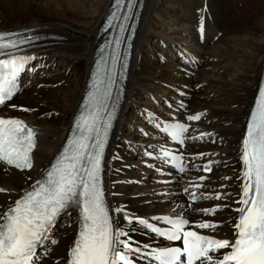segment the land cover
Listing matches in <instances>:
<instances>
[{"label":"bare ground","instance_id":"1","mask_svg":"<svg viewBox=\"0 0 264 264\" xmlns=\"http://www.w3.org/2000/svg\"><path fill=\"white\" fill-rule=\"evenodd\" d=\"M110 3L0 0V30L34 27L32 33L63 37L46 40L52 43L27 54L35 59L25 65L22 90L11 102L16 107L0 106L1 114L21 118L37 130L29 171L17 172L0 163V189L5 190L0 191V213L46 172L68 140L100 40L96 38L98 27ZM56 65L63 70L60 77L53 75ZM263 68L264 0L144 1L125 94L102 171L112 224L128 228L132 247L139 249L132 254L134 264H145V253L163 244L142 224L128 223L125 214L147 221L183 214L216 224L210 230L217 239L233 242L236 238L234 224L240 213L235 208L241 205L234 200L243 183L242 143ZM42 83L44 87L38 88ZM26 96L35 101L32 107L20 104ZM195 114H201V119L191 121L183 148L187 170L168 176L156 151L163 139L156 124L187 120ZM201 134V139H194ZM211 138L216 140L214 145L206 142ZM208 162L213 170L206 175L198 165ZM192 193L197 199L190 204ZM117 208L125 212H116ZM79 224L75 209L60 215L38 249L37 264H53V260L64 264ZM65 240L69 241L64 252Z\"/></svg>","mask_w":264,"mask_h":264},{"label":"snow or ice","instance_id":"2","mask_svg":"<svg viewBox=\"0 0 264 264\" xmlns=\"http://www.w3.org/2000/svg\"><path fill=\"white\" fill-rule=\"evenodd\" d=\"M112 7L115 10L108 21L109 27L113 26V20H120L119 31L123 32L126 28L123 21L131 18L133 0H113ZM121 9L124 10L123 16ZM122 39L117 36L116 45ZM31 40L32 37L21 36L19 33H0V57H8L0 58V105L12 99L17 90L19 74L24 71L26 64L35 59L30 55L17 56L11 50ZM116 58L115 55L112 57L113 60ZM100 63H103V59ZM90 87L96 91H90L86 97L88 103L85 107L89 112L87 115L80 114L73 129L75 135L68 139L64 151L46 173V177L38 180L31 191L25 192L5 212L0 213V264H37L38 248L48 239L56 218L67 212L73 204L81 210V228L70 250L68 264H134L132 254L139 249L133 248L129 239H121L127 233L120 228H113L110 209L105 204L101 187V162L112 113L103 114L107 105L99 94V85L93 84ZM104 95H111L109 88H105ZM200 119L201 114L187 117L189 121ZM157 127L160 125L157 124ZM162 131L183 145L188 126L183 123L168 124ZM203 135L194 139H201ZM34 137V129L23 121L0 118V162L22 170L31 168L30 152L34 147ZM163 156L166 161L171 160L179 172L185 171L179 163L181 156L172 155L167 150ZM241 160L244 165L241 177L243 183L242 194L237 201L241 206L236 209L240 215L234 224V242L185 230L190 222L183 215L158 218L170 225L162 230L146 219L125 214L124 219L130 224L138 222L170 241H182V248L151 250L149 255L156 264H212L214 258L210 253L225 248L231 251L222 259H216L215 264H264V87L260 89L256 106L247 122ZM204 169L211 171L208 165ZM191 195L193 200L197 199L195 193ZM215 198L221 197L217 195ZM115 211L125 212L122 208ZM215 226L203 222L197 227L207 229Z\"/></svg>","mask_w":264,"mask_h":264},{"label":"rangeland","instance_id":"3","mask_svg":"<svg viewBox=\"0 0 264 264\" xmlns=\"http://www.w3.org/2000/svg\"><path fill=\"white\" fill-rule=\"evenodd\" d=\"M60 42H62V41H60ZM72 44H75V45H78L79 44V42L78 43H72ZM50 47V46H49ZM164 52H166V49H164L163 50ZM56 67H57V70L55 71V68L54 69H52L53 71H55V73H53V75L55 76V77H60V75L62 74V68L60 69V66L59 65H56ZM181 71H184L183 70V68H181ZM48 76H51V75H48ZM63 81V80H62ZM44 87V84L42 83V84H38V88H43ZM193 88H195V85H193ZM27 97V96H26ZM23 98V97H21L20 98V100H21V102L22 103H20V104H23V105H25L26 107H28L29 108V105L32 107L33 105H34V103H32V102H35V101H33L32 99H30V97H27V98ZM23 99H25V100H23ZM32 100V101H31ZM26 103V104H25ZM29 103V104H28ZM167 106V108H170L171 106H172V104H170L169 106L168 105H166ZM187 106V105H186ZM31 109V108H30ZM242 128V127H241ZM239 130V129H238ZM199 142H201V140H198ZM206 142L207 143H210L211 145H214L215 144V142H216V140H215V138H211V140H206ZM135 184H139V182L136 180L135 182H134ZM114 196H116V195H114ZM215 197V196H214ZM214 197H213V199H214ZM216 199V198H215ZM214 199V200H215ZM227 224V222H225V225ZM228 227H229V225H228ZM71 239V238H70ZM69 239V240H70ZM69 240H67V241H69ZM67 241L65 240L64 242H63V250H64V252H65V249H66V246H67ZM53 264H56L55 262H54V260H53Z\"/></svg>","mask_w":264,"mask_h":264}]
</instances>
